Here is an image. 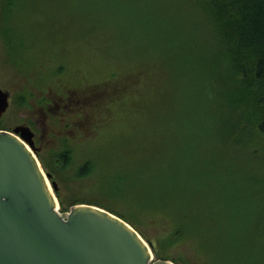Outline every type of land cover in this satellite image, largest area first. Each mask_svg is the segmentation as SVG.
Wrapping results in <instances>:
<instances>
[{"label": "trees", "instance_id": "16d2710c", "mask_svg": "<svg viewBox=\"0 0 264 264\" xmlns=\"http://www.w3.org/2000/svg\"><path fill=\"white\" fill-rule=\"evenodd\" d=\"M188 2L211 45L179 43L184 68L172 56L171 83L209 89L194 105L159 106V121L142 137L115 131L117 105L134 84L155 87L165 66L158 63L154 77L135 70L78 86L80 69L66 76L70 36L58 33L75 0H0V44L13 52L20 78L42 71L48 86L66 87L59 114L44 123L59 141L53 165L36 152L59 213L82 204L104 209L141 236L155 261L264 264V0H179L180 10ZM187 58L206 67L189 73ZM26 81L39 86L38 78ZM28 97L19 100L26 105Z\"/></svg>", "mask_w": 264, "mask_h": 264}, {"label": "rangeland", "instance_id": "374dc122", "mask_svg": "<svg viewBox=\"0 0 264 264\" xmlns=\"http://www.w3.org/2000/svg\"><path fill=\"white\" fill-rule=\"evenodd\" d=\"M180 9L179 0H75L71 20L66 17L60 19L67 27L61 28L58 33H64L65 36L68 34L71 42V48L65 56L66 76L70 70L80 69L76 83L78 86L100 82L114 74L121 79L123 74L134 73L135 70L150 71L149 75L154 77L159 72L157 64L165 66L158 74L159 77L153 80L155 87H136L134 84L133 90L129 89L125 94L126 98L118 102L117 113L123 114L118 117L115 131L136 133L139 137L147 135L148 123L159 121V106L174 109L180 102L194 105L195 101H201L207 94L209 87H172L171 76L178 74V67L175 69L178 64L170 63L174 62L172 56L176 57L184 68L178 49L179 43H190V38H196L194 40L204 43L202 47L211 45L208 34L203 36L202 28L195 27L192 23L193 8L190 2L188 5L183 4V11ZM52 11L56 13V10ZM45 25L53 30L50 24ZM42 34L44 35L45 31H42ZM206 50L203 49L202 53ZM12 53L5 44H0V89L9 96V106L0 118V125L6 129L2 131L27 126L34 134L36 152L52 166L49 153L56 151L59 141L53 139L47 123L50 116L59 114V106L63 103L57 99L59 95L66 98L65 93L60 94L63 90L59 88L66 90V87L48 86L50 76L42 71L30 72L31 77H25L23 80L16 71L17 64H14ZM217 59L216 65L219 67L220 60ZM202 61L187 58L185 70L191 73L195 69H204L206 66L202 65ZM214 62H211V65ZM35 78H38L39 86L29 87L26 80ZM159 81L165 82L166 87H160ZM74 88L85 87L69 89ZM56 90H59L58 97L55 95ZM29 93L32 94L30 98ZM21 95L28 97L26 105L24 99L19 100ZM127 104L129 107L134 105V113L129 109L128 115H125ZM62 111L65 112V109ZM186 120L189 122V119ZM190 120L197 128L203 124L198 118ZM43 172L45 173L44 170Z\"/></svg>", "mask_w": 264, "mask_h": 264}, {"label": "water", "instance_id": "95a60500", "mask_svg": "<svg viewBox=\"0 0 264 264\" xmlns=\"http://www.w3.org/2000/svg\"><path fill=\"white\" fill-rule=\"evenodd\" d=\"M0 89V118L9 106ZM27 126L0 130V264H173L155 261L127 223L92 205L59 213Z\"/></svg>", "mask_w": 264, "mask_h": 264}]
</instances>
